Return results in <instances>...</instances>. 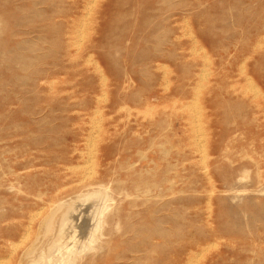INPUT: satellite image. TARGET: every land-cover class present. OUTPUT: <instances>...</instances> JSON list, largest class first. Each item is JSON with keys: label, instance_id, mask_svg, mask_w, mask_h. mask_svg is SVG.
<instances>
[{"label": "rangeland", "instance_id": "obj_1", "mask_svg": "<svg viewBox=\"0 0 264 264\" xmlns=\"http://www.w3.org/2000/svg\"><path fill=\"white\" fill-rule=\"evenodd\" d=\"M263 35L264 0H0V264H264Z\"/></svg>", "mask_w": 264, "mask_h": 264}, {"label": "bare ground", "instance_id": "obj_2", "mask_svg": "<svg viewBox=\"0 0 264 264\" xmlns=\"http://www.w3.org/2000/svg\"><path fill=\"white\" fill-rule=\"evenodd\" d=\"M93 3H94V2H93ZM185 36H186V35H185ZM263 36H264V35H263ZM166 84H167V83H166ZM166 84H165V85H166ZM46 231H47V230H46Z\"/></svg>", "mask_w": 264, "mask_h": 264}]
</instances>
